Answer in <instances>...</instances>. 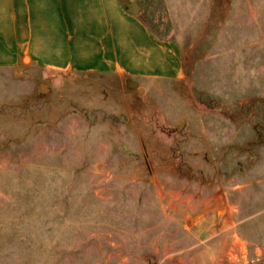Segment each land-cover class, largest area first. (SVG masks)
<instances>
[{"label":"rangeland","instance_id":"rangeland-1","mask_svg":"<svg viewBox=\"0 0 264 264\" xmlns=\"http://www.w3.org/2000/svg\"><path fill=\"white\" fill-rule=\"evenodd\" d=\"M75 6L0 49V264H264V0Z\"/></svg>","mask_w":264,"mask_h":264},{"label":"crops","instance_id":"crops-1","mask_svg":"<svg viewBox=\"0 0 264 264\" xmlns=\"http://www.w3.org/2000/svg\"><path fill=\"white\" fill-rule=\"evenodd\" d=\"M78 0H0V47L1 50H20L26 44L29 35L32 33L30 28V18L35 12L45 7L49 12L59 14L60 11H74ZM46 5V6H45ZM33 14V15H32ZM71 28V16H68ZM60 24H58L59 26ZM66 27V26H65ZM138 36L140 35V29ZM71 33V30L68 31Z\"/></svg>","mask_w":264,"mask_h":264},{"label":"trees","instance_id":"trees-1","mask_svg":"<svg viewBox=\"0 0 264 264\" xmlns=\"http://www.w3.org/2000/svg\"><path fill=\"white\" fill-rule=\"evenodd\" d=\"M155 33V32H154ZM156 34V33H155Z\"/></svg>","mask_w":264,"mask_h":264}]
</instances>
